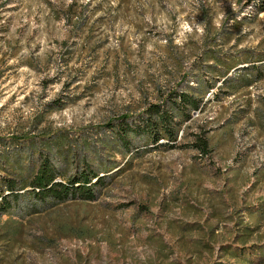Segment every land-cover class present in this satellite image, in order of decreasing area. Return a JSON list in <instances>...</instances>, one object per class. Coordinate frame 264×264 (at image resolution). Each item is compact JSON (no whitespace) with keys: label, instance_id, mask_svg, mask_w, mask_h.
I'll list each match as a JSON object with an SVG mask.
<instances>
[{"label":"rangeland","instance_id":"obj_1","mask_svg":"<svg viewBox=\"0 0 264 264\" xmlns=\"http://www.w3.org/2000/svg\"><path fill=\"white\" fill-rule=\"evenodd\" d=\"M213 83L174 146L116 145L110 122ZM61 137L95 198L3 190L0 264H264V0H0V156L31 169Z\"/></svg>","mask_w":264,"mask_h":264},{"label":"trees","instance_id":"obj_2","mask_svg":"<svg viewBox=\"0 0 264 264\" xmlns=\"http://www.w3.org/2000/svg\"><path fill=\"white\" fill-rule=\"evenodd\" d=\"M252 1V0H250ZM72 10L71 5L68 10ZM71 14L68 15L70 17ZM80 23L77 24V27ZM210 54V53H209ZM215 87L213 83L212 86H202L200 91H197L194 87H189L185 92H180L176 94L175 102L178 104L166 105L161 103V101L149 103V105L144 109L143 118L139 119V122H125L119 127L117 132L113 123H109V128L116 133V139L118 140V146H123L130 152V142L128 140V134L143 135L147 140L155 146H159V142L166 139L169 143L167 147H172L178 140V132L173 129L176 124L175 116H180L185 119L190 116L188 108L199 109L200 101L208 95L209 92ZM62 100H55L51 102L47 109V113H39L36 118V127L47 122V116L55 110H61L64 104L61 103ZM175 114V115H174ZM177 114V115H176ZM141 117V116H140ZM130 115L125 117L129 121ZM51 126L48 125L46 128L47 133H51ZM23 137L25 140H31L26 133ZM29 137V138H28ZM14 139L17 137H13ZM19 139V138H18ZM20 140V139H19ZM65 139L63 137L57 139L56 141L46 142V151L50 156H43L39 154L40 161L33 168H27L21 163H16L14 160L8 158V156H0V161L3 162L6 167L7 172L14 175L13 178L8 179L4 177L2 182V191L0 190V198L2 203H0V214L6 209L9 201L7 196L4 195L3 190H10L11 193L16 191L17 187L25 189L28 186L32 187L34 196L45 201L60 202L67 198H79L85 201L93 200L95 198V187L100 184L101 178L97 171H95L92 166L85 164V166H78L75 173H70L68 170L60 169L57 160H54L52 155L58 157V153L65 148ZM115 144H113L112 149ZM107 148V146H106ZM129 154V153H128ZM82 169V170H81ZM58 178H64L67 181H58Z\"/></svg>","mask_w":264,"mask_h":264}]
</instances>
